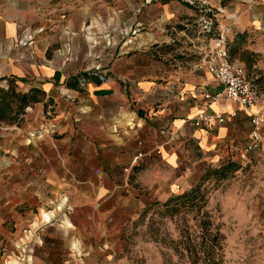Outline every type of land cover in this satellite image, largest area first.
<instances>
[{
    "label": "crops",
    "instance_id": "crops-1",
    "mask_svg": "<svg viewBox=\"0 0 264 264\" xmlns=\"http://www.w3.org/2000/svg\"><path fill=\"white\" fill-rule=\"evenodd\" d=\"M157 1L153 11L160 25L138 41L143 52H126L93 72L99 81L82 83L84 93L66 86L73 71L65 73L33 59L19 63L17 47L29 37V22L39 12L31 0L0 3V87L9 78L18 84L27 69L31 80L21 91L38 86L46 93L25 109L19 125H0V264L3 246L9 243L27 246L33 261L27 264H94L93 256L87 261L82 254L119 252L107 223L112 221L117 188L111 180L115 182L122 169L128 168L125 185L135 184L118 199L145 206L151 197L169 196V189L161 186L163 177L165 186L170 177L181 185L200 166L237 157L250 131L264 135V125L252 127L244 111L223 95L214 100L203 97L220 90L206 69V63L219 60V35L227 59L247 73L255 67V57L264 59V0H192L191 7L201 4L213 11L214 36L192 33L188 57L171 64L163 51H148L152 44L167 43L169 38L160 31L175 15L172 0ZM58 86L63 88L59 96L51 95ZM263 97L262 86L255 109L264 110ZM199 112L219 114L223 120L193 126L191 119ZM138 152L149 154L133 161ZM189 155L195 159L194 169ZM162 165L172 172L163 174ZM98 200L109 206L95 223L93 205ZM42 210H49L44 219Z\"/></svg>",
    "mask_w": 264,
    "mask_h": 264
},
{
    "label": "rangeland",
    "instance_id": "rangeland-1",
    "mask_svg": "<svg viewBox=\"0 0 264 264\" xmlns=\"http://www.w3.org/2000/svg\"><path fill=\"white\" fill-rule=\"evenodd\" d=\"M172 1L176 5L175 15L165 24L164 30L160 31L169 38L168 41L161 45L152 44L148 49L163 51L164 60L169 64L173 60L186 59L190 35L202 34L213 23L211 18L202 14L207 10L201 4L193 8L192 0ZM32 2L36 5L31 6L39 15L29 22V37L25 40L17 38V43L20 40L17 47L21 54L19 63L23 65L33 59L65 73L73 71L74 74L69 76L83 71L93 76V72L106 68L114 58L126 52L141 54L143 44H138V41L158 30L160 25L157 12L153 11L157 0H31ZM228 2L232 0H227ZM0 3L8 4L9 0H0ZM141 14L144 16L140 18ZM29 42L32 43V48L28 47ZM253 64L255 67L250 69V74L240 67L245 78L258 89L264 87V59L255 57ZM25 70V76L21 77L23 80L16 83L18 90L31 80L27 74L29 70ZM84 84H80L76 93H84ZM62 89V86H58L51 91V95L59 96L57 93ZM262 99L264 103V97ZM88 158L89 163H95L93 156L89 155ZM187 158L194 169L195 159L190 155ZM230 159L238 162L237 170L225 179L204 181L201 186L202 197L196 205H182L172 215L163 213V208L158 206L142 213L146 205L155 200L163 202L166 199L151 197L145 206L121 202L118 198L127 196L125 190L135 184L128 181L127 186L125 185L123 174L128 169H122L123 174L115 182L111 180L117 188L112 194V221L107 223L108 234H113L114 246L120 251L86 252L82 256H86L87 261L93 256L94 264H190L186 252H198L202 243L207 242L200 241L199 228L195 225L200 215H196L192 208L198 207L200 212L205 213L202 220L209 222L211 233H216L212 248L208 250V245L204 246V249L210 251L206 261L212 264H264V135H260L251 150ZM224 161L218 159L217 162L200 166L196 174L181 185L175 182L177 179L170 177L165 186L166 178L163 177L161 186L169 189L167 199L196 184L206 166L214 167ZM160 167L163 174L172 172L166 170L164 165ZM83 175H89V172ZM107 205L109 206V202L105 204L103 200H98L93 205L95 223H98L99 212L105 211ZM47 211L49 210H42L43 219ZM20 235L23 237L24 233ZM12 244L3 246L2 264L33 262L29 257L32 252H27V246L22 244L17 247ZM34 253L48 256L52 252ZM201 259L197 261L201 262Z\"/></svg>",
    "mask_w": 264,
    "mask_h": 264
},
{
    "label": "trees",
    "instance_id": "trees-1",
    "mask_svg": "<svg viewBox=\"0 0 264 264\" xmlns=\"http://www.w3.org/2000/svg\"><path fill=\"white\" fill-rule=\"evenodd\" d=\"M204 16L211 18V13L206 12ZM213 21V19H212ZM215 25V22L212 23V26L208 29L202 31V35L206 38L213 37L212 28ZM217 36H215L216 38ZM156 46V45H155ZM158 46V45H157ZM233 48L230 47L228 53L231 54ZM99 81L98 75L93 74L89 76L87 72H79L74 76H69L65 79V84L68 88L77 90L82 84L81 82ZM46 96L45 91L38 86H32L26 91H21L17 89V85L13 78L7 79V85L5 87H0V125L2 124H16L19 125L22 117L25 113V109L41 100ZM239 168L238 162L226 159L223 163L217 164L214 167L206 166L203 173L199 176L198 182L187 190L182 191L181 193L171 195L168 199L163 202L157 200L153 201L147 205L142 213L145 214L147 211L153 208V206H158L163 209L161 211L167 215H172L176 213L182 205H188L192 207L196 205V202L202 197V183L208 179L221 180L227 178L231 173ZM198 217L196 224L199 228L200 241L202 246L199 247L198 252H186V256L190 260V264H212L209 261H206L208 258L209 252L204 249L205 245H208V250L212 248L213 241L216 237V233H211L209 222L202 220V215L205 214L200 212L199 208H192ZM207 223V224H206ZM209 230V231H208ZM200 251V252H199ZM202 258L201 262H198L197 259Z\"/></svg>",
    "mask_w": 264,
    "mask_h": 264
},
{
    "label": "built area",
    "instance_id": "built-area-1",
    "mask_svg": "<svg viewBox=\"0 0 264 264\" xmlns=\"http://www.w3.org/2000/svg\"><path fill=\"white\" fill-rule=\"evenodd\" d=\"M219 42H221L220 35L218 39H215V44L218 48L215 55L219 60L217 63H206V69L211 74L212 79L218 84L220 90L214 92L212 95L206 93L203 97L214 100L221 97L220 95H223V97L234 102L244 111L252 127L256 128L264 125V110L254 108L257 99L255 85L245 78L240 66L227 60L226 49ZM222 120L223 118L219 114L199 112L191 119V124L193 126H207L213 121L222 122ZM260 135L255 129L249 132V141L242 148L240 156L252 149L254 144L260 139ZM148 154V152H138L133 158V161ZM127 169L125 168V170Z\"/></svg>",
    "mask_w": 264,
    "mask_h": 264
}]
</instances>
